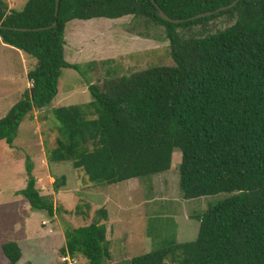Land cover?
<instances>
[{
	"label": "trees",
	"instance_id": "trees-1",
	"mask_svg": "<svg viewBox=\"0 0 264 264\" xmlns=\"http://www.w3.org/2000/svg\"><path fill=\"white\" fill-rule=\"evenodd\" d=\"M27 0L22 10L0 0V36L37 60L28 72L32 86L0 118V139L13 143L22 121L49 107L59 92L63 68L84 69L95 60L65 58L66 27L73 19L142 17L164 26L173 65L131 74L107 71L89 85L92 100L53 108L61 126L48 161L71 162L96 185L117 184L169 170L182 153L180 189L186 199L227 193L198 215L195 239L165 238L130 264H264V0ZM162 8L171 22L158 13ZM213 11L211 15L195 17ZM228 15L234 23L209 31ZM44 29L19 30L13 27ZM201 26L202 29H196ZM111 60H106L109 62ZM28 158L27 186L20 190L35 210L54 206L37 188ZM66 176L56 178L55 189ZM108 211L88 225L68 227L66 256L84 255L89 264L112 257ZM7 264L22 257L20 245L3 244ZM27 264H31L28 263Z\"/></svg>",
	"mask_w": 264,
	"mask_h": 264
},
{
	"label": "rangeland",
	"instance_id": "rangeland-1",
	"mask_svg": "<svg viewBox=\"0 0 264 264\" xmlns=\"http://www.w3.org/2000/svg\"><path fill=\"white\" fill-rule=\"evenodd\" d=\"M4 1L16 10H22L27 2ZM233 23V18L223 15L211 21L208 29L215 32ZM66 41V60L83 65L95 60L94 64L88 65L84 74L63 68L59 92L49 107L35 109L32 119L22 121L13 143L0 139V264L8 262L3 244L14 237L27 238L26 256L32 264H89L84 255L66 256L60 248L66 243L68 227L90 224L101 208L108 211V219L103 221L112 254L103 264H130L133 257L158 248L165 238L178 242L195 239L200 227L198 215L227 193L184 198L179 185L180 150L174 152L169 170L108 185L93 184L71 162L52 163L47 156L60 134L54 107L91 101L89 85L105 80L109 70L123 75L175 63L164 26L133 15L73 19L66 27ZM36 63L0 36V118L32 86L28 72ZM28 158L35 164L37 188L54 206L53 215L33 209L20 193L29 178ZM63 175L65 184L56 190V178ZM28 259L20 264H27Z\"/></svg>",
	"mask_w": 264,
	"mask_h": 264
},
{
	"label": "water",
	"instance_id": "water-1",
	"mask_svg": "<svg viewBox=\"0 0 264 264\" xmlns=\"http://www.w3.org/2000/svg\"><path fill=\"white\" fill-rule=\"evenodd\" d=\"M237 2H238V0H234L232 3H230V4L226 5V6H222V7L218 8V11L232 8L233 6H235L237 4ZM59 4H60V0H56V15L58 14ZM158 13L165 20H168V21H171V22L180 21V19H175V18L170 17L162 8H159ZM212 13H213V11H207V12H203V13L197 14L195 17L207 16V15H211ZM56 24H57V21H55L52 25H48V26H44V27L27 28V27H13V26H10V28H15V29L24 30V31L31 30V29L38 30V29L50 28V27H52V26H54ZM2 27L3 26L0 25V29Z\"/></svg>",
	"mask_w": 264,
	"mask_h": 264
},
{
	"label": "crops",
	"instance_id": "crops-1",
	"mask_svg": "<svg viewBox=\"0 0 264 264\" xmlns=\"http://www.w3.org/2000/svg\"><path fill=\"white\" fill-rule=\"evenodd\" d=\"M23 237H21V238H25L26 236H25V234L24 235H22ZM48 236V235H47ZM15 238V240L14 241H16L19 245H20V247H21V249H22V252H23V254H22V257H21V259L17 262V264H20V262L21 261H23L25 258H29L28 256H26V255H28V252H26V250H25V244H24V241L27 239V238H25V240L23 239V240H21V239H19V238H16V237H14ZM30 241V240H29ZM25 242H27V241H25ZM64 244H62V246H63ZM27 262L28 263H31L32 264V260L29 258L28 260H27ZM34 264V263H33Z\"/></svg>",
	"mask_w": 264,
	"mask_h": 264
}]
</instances>
